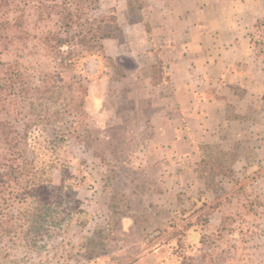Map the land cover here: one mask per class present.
<instances>
[{"label":"rangeland","instance_id":"1","mask_svg":"<svg viewBox=\"0 0 264 264\" xmlns=\"http://www.w3.org/2000/svg\"><path fill=\"white\" fill-rule=\"evenodd\" d=\"M148 1L94 0L92 13L112 32L107 55L87 57L72 72H59L36 39L22 51L30 72H58L88 93L67 114L73 128L65 141L37 150L52 163L46 208L32 242L5 248L0 264H264V158L251 150L239 157L241 143L227 150L202 143L179 170L171 165L173 131L161 129V116L172 112L152 87L168 82V69L157 47L153 62L134 49L146 39ZM27 13L25 28L40 35L45 24ZM256 42L264 52V39ZM16 58L0 55L5 63ZM254 129L264 139V123ZM46 137L51 130L39 140ZM13 191L14 211L30 209Z\"/></svg>","mask_w":264,"mask_h":264},{"label":"crops","instance_id":"2","mask_svg":"<svg viewBox=\"0 0 264 264\" xmlns=\"http://www.w3.org/2000/svg\"><path fill=\"white\" fill-rule=\"evenodd\" d=\"M148 2L146 39L134 49L153 62L157 47V61L168 69V82L152 87L172 112L161 116V129L173 131L171 165L179 170L202 143L226 150L241 143L239 157L251 150L262 160L263 134L254 128L264 123V52L256 42L264 39V0Z\"/></svg>","mask_w":264,"mask_h":264},{"label":"trees","instance_id":"3","mask_svg":"<svg viewBox=\"0 0 264 264\" xmlns=\"http://www.w3.org/2000/svg\"><path fill=\"white\" fill-rule=\"evenodd\" d=\"M93 1L0 0V55L17 57L12 62L0 61V259L5 248L32 242L37 215L47 203L50 179L44 176L52 166L40 161L37 150H55L65 141L73 128L65 126L67 114L77 98L88 93L78 80L58 79V72H30L20 60L22 51L36 39L61 73L72 72L87 57L107 55L104 41L112 32L104 18L92 13ZM30 9L45 24L40 35L25 28ZM153 76L159 78L156 73ZM49 130L51 137L43 144L39 139ZM11 191L18 203H31L30 209L16 213Z\"/></svg>","mask_w":264,"mask_h":264}]
</instances>
